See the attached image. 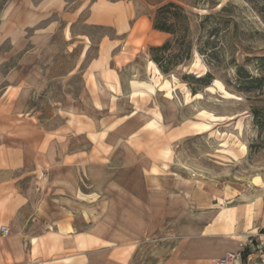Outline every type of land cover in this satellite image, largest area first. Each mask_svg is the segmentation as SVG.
Wrapping results in <instances>:
<instances>
[{
  "label": "rangeland",
  "instance_id": "1",
  "mask_svg": "<svg viewBox=\"0 0 264 264\" xmlns=\"http://www.w3.org/2000/svg\"><path fill=\"white\" fill-rule=\"evenodd\" d=\"M167 2L188 12L192 48L163 74L149 48L173 40L152 28L153 11ZM218 4L226 11L219 12ZM206 13L217 17L203 21ZM0 22L20 24L30 42L40 44L36 55L44 77L30 104L47 129L82 132L93 122V133L101 137L120 123L109 133L126 137L127 168L151 167L161 183L173 184L175 198H191L196 187L202 199L212 192L244 204L236 230L246 238L242 254H257L252 258L258 260L264 248V0H0ZM172 45L170 52H177ZM99 71L117 75L130 96L123 119L91 109L85 86L94 84ZM205 73L208 86L187 79L197 91L192 94L182 78ZM96 139L93 156L102 162L109 146ZM83 145L78 141L79 149ZM118 177L133 180L132 174ZM81 184L87 185L84 176ZM174 202L176 211L181 199ZM232 212L221 214L217 226L233 231ZM177 227L161 221L128 263L180 264Z\"/></svg>",
  "mask_w": 264,
  "mask_h": 264
},
{
  "label": "crops",
  "instance_id": "2",
  "mask_svg": "<svg viewBox=\"0 0 264 264\" xmlns=\"http://www.w3.org/2000/svg\"><path fill=\"white\" fill-rule=\"evenodd\" d=\"M25 33L20 24L0 22V227L7 230L0 231V264H129L141 239L164 219L178 224L180 264H215L243 251L246 238L236 229L245 205L212 192L202 199L196 187L191 198H175L173 184L161 183L151 167L127 168L126 137L109 133L120 123L101 137L93 122L82 132L47 129L30 104L44 77L40 44ZM93 83L85 86L91 109L123 119L132 102L117 75L99 71ZM95 137L109 146L102 162L93 156ZM125 174L133 180L118 177ZM175 199H181L176 211ZM225 211H233L235 231L217 226Z\"/></svg>",
  "mask_w": 264,
  "mask_h": 264
},
{
  "label": "trees",
  "instance_id": "3",
  "mask_svg": "<svg viewBox=\"0 0 264 264\" xmlns=\"http://www.w3.org/2000/svg\"><path fill=\"white\" fill-rule=\"evenodd\" d=\"M226 5H223L219 12L226 11ZM216 15L206 13L201 16V19L208 20ZM152 28L159 32H164L173 36V40L165 41L161 45L151 46L150 60H152L158 67L161 73L168 74L171 72L172 67L179 64L180 61L186 59L191 54L192 42L189 40L190 32V17L188 12L180 5L174 2H167L159 5L155 8L152 13ZM216 30L212 29L208 33H214ZM175 43L177 52H170ZM209 44V42H205ZM212 44V43H211ZM198 52H202L199 48ZM204 54V53H201ZM213 53L209 54L212 57ZM192 78L198 82H204L205 86L210 85L209 78L210 74L205 73L203 76H184L183 81H186L192 94L197 93L196 89L193 88L187 79Z\"/></svg>",
  "mask_w": 264,
  "mask_h": 264
},
{
  "label": "built area",
  "instance_id": "4",
  "mask_svg": "<svg viewBox=\"0 0 264 264\" xmlns=\"http://www.w3.org/2000/svg\"><path fill=\"white\" fill-rule=\"evenodd\" d=\"M0 231L4 234L7 233V230L4 228V226L0 227ZM242 252L243 251L227 252L222 258L218 260L217 264H245L247 262H250L251 264H259L264 261V248L258 250L260 254L258 256V261L252 258L254 254L249 253L244 256Z\"/></svg>",
  "mask_w": 264,
  "mask_h": 264
},
{
  "label": "bare ground",
  "instance_id": "5",
  "mask_svg": "<svg viewBox=\"0 0 264 264\" xmlns=\"http://www.w3.org/2000/svg\"><path fill=\"white\" fill-rule=\"evenodd\" d=\"M217 6H218V8H220V7L222 6V4H218ZM217 82H218V81H217ZM215 83H216V82H215ZM206 88H207V87H206Z\"/></svg>",
  "mask_w": 264,
  "mask_h": 264
}]
</instances>
